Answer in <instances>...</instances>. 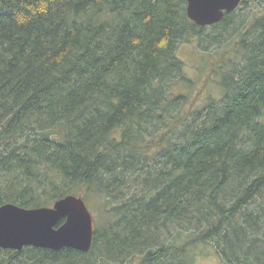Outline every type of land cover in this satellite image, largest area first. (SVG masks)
Returning a JSON list of instances; mask_svg holds the SVG:
<instances>
[{"label":"trees","instance_id":"16d2710c","mask_svg":"<svg viewBox=\"0 0 264 264\" xmlns=\"http://www.w3.org/2000/svg\"><path fill=\"white\" fill-rule=\"evenodd\" d=\"M257 1L199 27L187 0H0V205L74 194L114 215L87 253L0 249V264H191L206 243L225 264H264ZM196 38L239 58L218 62L224 96L190 108L174 84Z\"/></svg>","mask_w":264,"mask_h":264},{"label":"water","instance_id":"95a60500","mask_svg":"<svg viewBox=\"0 0 264 264\" xmlns=\"http://www.w3.org/2000/svg\"><path fill=\"white\" fill-rule=\"evenodd\" d=\"M244 0H187L188 17L199 27L220 23ZM95 222L82 196L69 194L51 206L0 205V249L21 251L26 246L89 252L94 244Z\"/></svg>","mask_w":264,"mask_h":264},{"label":"rangeland","instance_id":"374dc122","mask_svg":"<svg viewBox=\"0 0 264 264\" xmlns=\"http://www.w3.org/2000/svg\"><path fill=\"white\" fill-rule=\"evenodd\" d=\"M261 2L253 3L245 8L247 13L261 14L264 11L261 8ZM211 30V29H210ZM198 39L193 42L181 43L178 49V56L184 62V76L186 80H178L174 84V92L188 96L191 107H201L210 99H221L225 91L221 86L222 75L219 73L218 62L226 58L225 50L210 47L213 59L206 52L202 51L197 43ZM234 44V42H233ZM232 47V42L228 48ZM234 61L238 60V55L234 52L228 54ZM213 60L216 62L213 63ZM227 61L224 68H229ZM229 62V63H228ZM223 64V63H222ZM88 208L92 212L95 228L102 229L111 224L114 215L106 210V201L100 200L95 196L84 199ZM191 264H225L212 243L198 244L191 249ZM139 257L128 264H139ZM113 264H116L113 262Z\"/></svg>","mask_w":264,"mask_h":264}]
</instances>
